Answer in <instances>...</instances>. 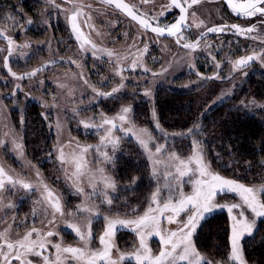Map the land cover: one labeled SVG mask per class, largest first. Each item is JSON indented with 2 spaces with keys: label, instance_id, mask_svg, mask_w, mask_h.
Masks as SVG:
<instances>
[{
  "label": "rangeland",
  "instance_id": "1",
  "mask_svg": "<svg viewBox=\"0 0 264 264\" xmlns=\"http://www.w3.org/2000/svg\"><path fill=\"white\" fill-rule=\"evenodd\" d=\"M135 2L145 14L155 20L158 18L162 24L167 23V16L160 17L159 13L162 6L168 4V0H135ZM235 2H239V0H235ZM71 3L82 6L90 5V8L97 10L85 9L83 11V14L84 12L86 14V26L87 28L89 26L91 35L95 37L93 39L95 42L92 39H87L85 44H82V41H77L83 45L82 47L79 44L78 47L70 39H63L64 37L55 39L54 34L68 36L66 15L68 16L69 7L62 1L54 0V3L50 4L48 0H0V32L10 36L17 34L33 35L36 33L35 21L40 16L39 22L43 26L41 30L39 28L37 31H41L45 36V39L41 40L10 39L11 44L8 45L0 40V142L3 143V146H0V168H3L6 173L0 179L5 180L7 189L6 191L0 190V233H6L7 239L12 241L35 228L42 235L49 230L54 231L56 235L51 239L62 246H81L79 238L67 225L77 223L82 227L85 226L84 216L87 215L86 213H77L75 217L69 215V213L77 211V206L83 202L84 198L76 193L72 180L69 179L75 170L74 164L68 162L61 165L57 159L60 148L63 149L70 161L71 155L73 153L79 154L80 148L92 146L93 150L87 154L86 160L88 161V169L95 171L96 161L100 155L95 153L94 149L101 146L104 128L93 126L86 129L81 121H89L93 125H98L101 120V113L108 117H115L122 107H130L132 111L128 116L131 124L126 127H134L136 131L147 129L155 138V143L149 145L153 153L156 144H160L164 147L162 157H166L170 152H175L179 157L186 159L192 155V148L189 152L179 151L175 148L172 141L181 135L165 131L159 125L158 115L154 111L155 94L162 86L165 89L170 87L176 91H189L190 88L195 87V83L199 85L198 82H200L204 89L197 91L205 98L209 93V87H214L213 105H218L224 101L234 102L247 115L260 114L264 118V107H261L264 105V60L261 59V56L264 55V39H244V33L237 34L235 30H232L233 36L241 35L242 38L239 40H242L243 51L246 50L245 56L240 58L246 57V53L250 52V55L257 58L247 67L234 69V63L240 59L239 56L228 59L224 54L219 55L217 51H214V55H218L215 64L216 73H212V70L206 76L197 75L200 80H195L192 75L197 73L196 56L198 54L196 52L197 50L203 51L205 39L181 40L180 43L182 44L185 42L195 43L199 40L195 50L185 49L182 45L175 44L173 40L150 37L122 19L118 14L109 12L103 7L95 6L98 3L94 1L71 0ZM3 5L6 7L4 8ZM55 5L60 7L57 8ZM192 10V13L195 12V16L190 17L187 32L190 30L193 32L192 38H199L202 35L209 36L212 34L207 28L212 26L214 20L223 17L224 6L219 0H199L192 7ZM255 16L251 18L242 16L239 19L244 22H252L253 19L259 18L264 23V17ZM29 20L31 21L30 24L28 23ZM24 23L27 24V31L23 29ZM217 34L223 33L218 32ZM102 35H111L112 38L103 39ZM71 40L75 41L74 39ZM13 41H18L20 45L13 46ZM108 44L112 46L111 49L108 48ZM87 45L89 48L86 47ZM9 47L11 48V55L8 52ZM151 49H153V55L146 56ZM111 51L116 52V54H112ZM108 53H111V56ZM203 55L201 60L205 61L204 59H206L208 64L209 62L212 64L213 56L211 57L207 52H204ZM6 57L9 60L8 67H5L3 63ZM133 62L136 63L135 69L132 68ZM217 64L220 66L217 67ZM137 67H140L139 70H136ZM9 68L11 72L24 77V79H15L10 74ZM34 71L36 72L35 76L25 78L28 76L27 74ZM184 76H186L185 81L179 83L167 80L172 78L180 80ZM189 76L196 82L189 83L192 80L188 78ZM118 84H123L124 87L111 97H100L93 91V87H95L100 92H111ZM145 91L150 94L144 95ZM14 92L15 95H13ZM147 101L151 103V123L143 121L145 118H138L136 121L133 113L134 106ZM253 101H255L254 104ZM28 104L40 109L42 119L47 122L53 140L50 150L51 158L46 159L44 166L41 164L42 159L41 162H35L29 158L24 145L25 134L20 131L19 127L17 129L15 126V124H23L21 110L24 107H30ZM117 123L119 124V121ZM114 134L120 137L115 152H113L110 144L103 148L104 151L113 156L114 162L103 166L106 169V174L115 181V189H104L103 184H98L96 194L92 196L93 206H98L100 213V215L92 217L93 240L89 247L93 249L99 247V236L105 227L103 219L105 215L113 213H127L129 216L136 213L142 215L148 209L151 195L156 190L158 182L163 190L162 198L168 195V190L164 187V165H159L160 176L154 178L152 175L154 165L149 160L148 154L137 142L136 137L131 134L126 136L125 133L119 131V128ZM13 137L18 144L22 145L20 149L22 155L14 150ZM128 144L143 154L154 182L151 194L148 196L142 211L126 206L124 197L119 195L121 190H126L125 185L119 186L115 177V159L121 154L122 148ZM201 150L210 171L227 178L210 164L211 161L205 153V148L201 147ZM215 166L218 169L222 167L229 170V166H220L219 164ZM192 167L194 168L195 165L193 164ZM169 171L174 173L175 169L170 168ZM37 173H39V177ZM7 176H11L14 180L28 182L32 187L30 190H25L20 184L9 185L7 184ZM183 179V192L190 194L193 185L188 182V176ZM79 182L86 193H93V189L88 184V176H82ZM45 185L60 198L63 215L56 213L53 216L51 207L43 200ZM259 185H264V181L247 186ZM173 196L178 198L176 192H173ZM107 199L112 200L110 206L106 203ZM216 200L220 204H227L238 202L239 197L235 194L218 193ZM8 204H11L12 207H7ZM214 213H224L227 216L230 238L231 221L227 209L217 208L208 216ZM167 215L169 214L164 213V216L161 217V226L165 230H175L176 224L167 223ZM246 215L251 217L252 214L246 212ZM53 219L55 222L49 223ZM261 220L264 218L257 219L256 226ZM247 236L245 235L244 238ZM113 239L116 248L125 254L132 253L139 244L136 233L128 228H119ZM3 242V239H0V243ZM146 242L154 254L159 252V237H147ZM41 251V256H29L28 259L32 260L33 264H43V257L45 256L55 259L56 252L51 246ZM229 255L230 250L228 257ZM113 258H118L115 249L113 250ZM207 259L212 261V264L221 262ZM14 263L17 264V262ZM0 264H3L2 260H0ZM123 264H135V261L125 260ZM221 264H225V262H221ZM226 264H234V262L227 259Z\"/></svg>",
  "mask_w": 264,
  "mask_h": 264
},
{
  "label": "snow or ice",
  "instance_id": "2",
  "mask_svg": "<svg viewBox=\"0 0 264 264\" xmlns=\"http://www.w3.org/2000/svg\"><path fill=\"white\" fill-rule=\"evenodd\" d=\"M48 2L51 4L54 3V0H48ZM108 2H111V0H108ZM198 2L199 0H190V3L189 0H170V3L162 6L159 16L166 17L169 14H174L175 19L171 23L162 24L157 18V26L152 27L151 31L156 33L158 37L164 36L167 33V36L175 37L177 43H180L181 40L187 41L188 37L184 35V31L189 27L186 24L188 9ZM225 2L237 16L251 18L259 14L261 17H264V0H241V2L225 0ZM55 6L57 8L60 7L59 5ZM116 7L126 9L128 5L116 4ZM131 15L132 19H137L135 14ZM192 15L195 16V12ZM70 20L72 22L73 32H77V25L75 23L76 16H71ZM28 23L30 24L31 21L29 20ZM139 23L145 28L150 27L146 20L141 19ZM224 27L211 28L208 31L222 32L224 31ZM231 28L235 29L237 34H246L254 31V26L241 28L238 25H231ZM0 35H3V33L0 32ZM9 43L11 44L10 39ZM198 44L199 40L195 43L185 42L182 44V47L195 50ZM8 52L11 55L10 47ZM108 55L111 56V53H108ZM256 58L254 55L240 58L235 61L234 69L244 68ZM213 59L215 58L213 57ZM261 59L264 60V55L261 56ZM3 63L5 67H8L9 60L7 57ZM216 66L219 67L220 65L217 64ZM135 67L136 63L133 62L132 68L135 69ZM8 70L15 79H24V77L17 76L16 73L11 72L10 68ZM27 75L29 77L35 76L36 72L34 71ZM122 87H124L123 84H118L111 92H100L93 87V91L96 92L97 96L107 98L113 96ZM15 94L14 92L13 95ZM149 94L148 91L144 93L146 96ZM252 103L254 104L255 101ZM261 107H264V105ZM131 111L132 109L130 107L125 106L120 109L115 117H108L101 113V120L98 125H93L89 121H81L83 127L86 129L93 126L104 128L100 142L103 147L97 146L94 149L95 153L100 155V158L96 161L97 167L95 171L88 169V161L86 160L87 154L90 150H93L92 146H83L80 148L79 154L73 153L70 161L62 148L58 150L59 155L57 159L61 165L68 162L74 164L75 170L71 173L69 179L72 180L76 193L84 198L83 202L77 206V211L69 213V215L75 217L77 213H86L87 215L84 216L85 226L82 227L77 223L67 225L75 233L76 237L79 238L81 246H62L60 243H56L51 239L56 235L52 230L42 235L39 230L32 228L15 241L7 239L6 233H0V239L4 241L0 243V260L3 261V264H13V261L18 262V264H33V261L28 259V257L41 256V250H45L48 246L55 249V259H50L45 256L43 257V264H123L125 260H134L135 264H212V261L208 260L197 250L193 236L198 227L201 226V222L206 220L207 216L217 208H226L231 221V234L229 238L230 255L228 260L234 262V264H246L243 257L241 241L245 235H253L257 219L264 218V198H262L264 196V185L247 186L237 180L228 179L218 173L210 171L198 139H193L192 155L186 159L179 157L175 152H170L166 157H162L161 154L164 153V147L160 144H156L153 153L149 145L150 143H155V138L147 129L136 131L134 127H126L131 124L128 116ZM117 121H119V124ZM118 128L126 136L131 134L136 137L137 142L148 154L149 160L154 165L152 170L154 178L160 176L158 171L159 165H164V187L167 188L168 195L162 198L163 190L158 182L156 190L151 195L148 209L142 215L138 213L133 216H129L127 213L105 215L103 217L105 227L99 236V247L93 249L89 247L93 240L91 232L92 217L98 216L100 213L98 206H93L92 196L96 194L98 184H103L104 189H115V181L106 174V169L103 166L113 163V156L107 151H104L103 148L110 144L113 152H115L120 141V137L114 134ZM199 131L200 129L195 127L188 130L189 134L198 133ZM12 145L14 150L19 155H22L20 151L22 145L18 144L14 137L12 139ZM0 146H3L2 142H0ZM193 164L195 165L194 168L192 167ZM170 168H174L175 172L169 171ZM5 175L4 169L0 168V177H4ZM85 175L88 176V184L93 189L92 194L86 193L84 188L80 186V178ZM37 176L39 177V173H37ZM185 176L189 177L188 182L193 185V190L190 194L184 193L182 189L184 183L183 178ZM7 184L13 186L20 184L25 190H30L32 187L30 183L22 180H14L11 176H7ZM0 190H7L4 179H0ZM44 192L45 196L43 200L51 207L53 216L56 213L63 215L60 198L47 185L44 186ZM173 192L178 194V198L173 196ZM218 193L225 195L235 194L239 197V201L220 204L216 200ZM106 203L110 206L112 200L107 199ZM7 207L10 208L12 205L8 204ZM246 212H250L252 214L251 217L247 216ZM164 213L169 214L166 217L168 224H176L175 230H165L161 226V217L164 216ZM54 222V219L49 221V223ZM119 228L130 229L136 233L139 240L138 246L130 254L120 252L116 248L113 237ZM150 236L159 237L160 250L156 254L152 252V249L146 242V238ZM114 249L118 254V258L115 259L113 258ZM217 264H221V262H217Z\"/></svg>",
  "mask_w": 264,
  "mask_h": 264
},
{
  "label": "trees",
  "instance_id": "3",
  "mask_svg": "<svg viewBox=\"0 0 264 264\" xmlns=\"http://www.w3.org/2000/svg\"><path fill=\"white\" fill-rule=\"evenodd\" d=\"M226 44L232 46L230 43ZM240 50L239 45L233 47L232 51ZM226 52L227 55L232 54L229 49H226ZM185 77L180 80L177 78L167 80L179 83L185 81ZM192 81L196 82L192 79L189 83H193ZM209 88L205 98L198 92L204 89L200 83L199 85L195 83V87L189 91H176L170 87L165 89L162 86L156 92L154 102L159 125L165 131L181 135L172 141L173 143L170 142L179 151L189 152L193 139H198L200 147L205 148L210 164L227 178L245 185L264 181L263 116L247 115L234 102L224 101L213 105L214 87ZM28 105L30 107L21 110L23 124L15 126L25 134L24 145L29 158L35 162H41L42 159L41 164L44 166L46 159L51 158L53 140L47 122L42 119L40 109L32 104ZM133 113L136 121L138 118H145L143 121L146 123L152 121L150 101L134 106ZM194 127L200 131L189 134L188 130ZM216 164L229 166V170L222 167L218 169ZM115 170L117 184L125 185L126 188L119 193L124 197L126 206L142 211L154 184L143 154L132 145H126L115 159ZM194 243L197 250L206 258L227 262L230 250L227 216L224 213L208 216L201 222L194 236ZM242 250L246 264H264V220L259 221L253 235L242 240Z\"/></svg>",
  "mask_w": 264,
  "mask_h": 264
},
{
  "label": "flooded vegetation",
  "instance_id": "4",
  "mask_svg": "<svg viewBox=\"0 0 264 264\" xmlns=\"http://www.w3.org/2000/svg\"><path fill=\"white\" fill-rule=\"evenodd\" d=\"M55 1H62L64 3H66L69 7L68 16L66 15V27H67L68 36L65 37L64 35L60 36L58 34H54L55 39H62L63 37H64L63 39H70V41L72 43L76 44L78 47H79L80 43H78L77 41H82L83 42L82 44H85L87 42V39H89V40L95 39V37H93L91 35L89 26H88V28L86 26L87 20H86L85 12L83 14V11L85 9L97 11V10H95V8H90V5L89 6L76 5L74 3H71V0H55ZM90 1H94V2L98 3L95 6H97L99 8L103 7L105 10H107L109 12L118 14L122 19H124L125 21H128L133 26H135L136 29L141 30L143 33L149 35L152 38H158V39H163V40H173L175 42V44H177L179 46L182 45V43H177L175 37L167 36V33H165L164 36H159V37L156 35V33H153L151 31V28L157 26V20H155L154 18H152L148 14H145L143 12V10L137 5L135 0H111V2H108V0H90ZM219 1H221L222 5L224 6V10L222 11L223 17H219L218 19L214 20V23L212 24V26L210 28H207V29L225 26L224 31H222L223 34H217L218 32H212V34L209 36L202 35L199 38H195V37L192 38L193 32H191L190 30L187 32L188 29H185V31H184V33H186L185 36L188 37V39H205V41L203 40L204 41L203 51L197 50V52H196L198 54V56H196V58H197L196 59L197 60L196 61L197 73L192 75L193 78H195V80H200V79H198L199 77L197 75L206 76L208 74V72H210L212 70H213L212 73H216L215 64H216V59H217L216 56H218V55H216V54L214 55V51H217L219 55L224 54L226 56L228 54L226 52V49H229V51L232 54L226 56L228 59H233L234 57H237V56H239L238 58H240L241 56H245L246 50L244 49V51H243V47L241 44L242 40H239L242 37H241V35H237L238 37L232 35L231 31L235 30V29H232L231 25H238L241 28H242V26H244L243 28H248L250 26H254L253 32L249 33L247 36L244 33V39H264V25H263L264 23H263V21L259 20V18H256V19H253L252 22H244L243 20L239 19V17H242V16H237L236 14H234L232 12L231 8L226 5L225 0H219ZM239 2H241V0H239ZM168 3H170V0H168ZM189 3H190V0H189ZM116 4L128 5V8H126V9H128L132 14H135L137 16L136 21L134 19H132L131 17H129L127 14H125L123 11H121L120 8H117ZM3 6H4V8L6 7V5H3ZM91 6H93V5H91ZM193 6L194 5H192L188 9V18L186 20L187 25L189 24L190 17L192 16V11H193L192 7ZM73 15L76 16L75 23L77 25V32H73V30H72V22L70 20V17ZM258 15L259 14H257L255 17H257ZM97 17H100V16L97 15ZM167 18H168L167 23H171L173 21V19H175V15L169 14V15H167ZM141 19L146 20L148 22V24L150 25V27L145 28L144 26L139 24L138 22ZM39 21H40V16L37 17V21H35L36 33L33 35H27V34L26 35H19V34H17L15 36H10V35H4L3 34V35H0V40H2L4 44L8 45V44H10L8 39H40V40L45 39L44 34L41 31H39V32L37 31V29H39V28L41 30L42 26H43L42 23ZM23 29L25 31H27V24L26 23H24ZM101 37L103 39H111L112 38L111 35L110 36L102 35ZM71 39H74L75 41H73ZM215 39H217V41H215ZM93 42H95V41L93 40ZM226 43H230V44H232V46L228 45ZM16 44L20 45L18 41L12 42L13 46ZM82 44H80V45L83 47ZM110 44L107 45L109 49L112 48V46ZM220 44H221V46H220ZM239 45L241 46L240 51H238V52L232 51L233 47H237ZM86 47L89 48L88 45ZM204 52H207L211 57L213 56L215 58V59H211L212 64H210V62L208 64L206 59H204L205 61L201 60L202 59L201 57L204 56L203 55ZM111 53L116 54V52H112V51H111ZM250 53H246V57L250 56ZM145 55H146V52H145ZM152 55H153V49H151V51L146 56H152ZM238 58H236V59H238ZM251 63H252V61H251ZM199 64H200V66H199ZM139 68L140 67H137L136 70H139ZM149 68H151V67L149 66ZM28 77L29 76H26L25 78H28ZM189 77L191 78V76H189ZM14 262H16V261H13V264H16ZM17 264H18V262H17Z\"/></svg>",
  "mask_w": 264,
  "mask_h": 264
},
{
  "label": "water",
  "instance_id": "5",
  "mask_svg": "<svg viewBox=\"0 0 264 264\" xmlns=\"http://www.w3.org/2000/svg\"><path fill=\"white\" fill-rule=\"evenodd\" d=\"M226 5L229 6L227 3H226ZM229 7H230V6H229ZM120 10L123 11L125 14H127L129 17L132 18V15H131L132 13H131L128 9H122V8H120ZM130 13H131V14H130ZM135 21H136V19H135ZM137 22H138V21H137ZM138 23H139V22H138ZM139 24H140V23H139ZM250 63H251V62H249V64H250ZM249 64H248V65H249Z\"/></svg>",
  "mask_w": 264,
  "mask_h": 264
}]
</instances>
